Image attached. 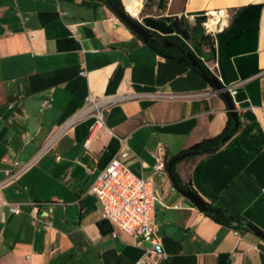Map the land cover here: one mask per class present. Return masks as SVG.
Wrapping results in <instances>:
<instances>
[{"label":"crops","instance_id":"obj_1","mask_svg":"<svg viewBox=\"0 0 264 264\" xmlns=\"http://www.w3.org/2000/svg\"><path fill=\"white\" fill-rule=\"evenodd\" d=\"M158 5L157 17L189 25L226 15L211 35L215 55L202 63L224 88L236 89L239 128L215 153L181 161L175 171L211 208L264 233V0ZM88 95L108 106L94 132L93 116L84 112ZM227 118L224 99L201 75L134 38L103 0H0V181L11 162L40 152L0 189V264L135 263L140 250L100 218L87 193L121 145L128 168L154 181L159 264H264V241L253 231L214 223L167 171L153 177L149 154L159 144L171 158L214 138ZM54 200L64 205L52 209L53 227L36 231L28 203Z\"/></svg>","mask_w":264,"mask_h":264},{"label":"built area","instance_id":"obj_2","mask_svg":"<svg viewBox=\"0 0 264 264\" xmlns=\"http://www.w3.org/2000/svg\"><path fill=\"white\" fill-rule=\"evenodd\" d=\"M225 18L226 15H224ZM206 22H202L201 26L208 35L211 36L217 28L220 29L218 23L214 31H209L206 28ZM199 58L202 61V55ZM83 66L84 64L81 63V68ZM213 66L216 68V63ZM80 74H84V70ZM225 91L233 101L236 89L229 86L225 88ZM85 100L84 112L93 116V124L90 129L94 132L103 127V112L108 106L91 95H88ZM39 154L40 152L23 164L18 161L11 162L8 169L3 171L5 177L0 181V189L17 181L34 165ZM127 157L128 150L124 145H121L119 153L112 157V160L98 172L94 181L88 186L87 193L95 199L99 207L100 218L109 221L117 231L131 237L133 246L140 250L141 254L133 264H159L163 257V247L154 225L156 202L154 181L152 178L139 177L132 172L125 163ZM149 157L153 160V177H156L159 172L164 171V147L159 144L149 154ZM1 205L6 206L12 215L21 214L20 207L15 204L2 202ZM28 205V219L35 230L40 231L53 227V222L49 219L52 209L64 204L54 200L39 204L30 202ZM174 208H178V206H174ZM233 235L238 237L239 233L233 231Z\"/></svg>","mask_w":264,"mask_h":264},{"label":"trees","instance_id":"obj_3","mask_svg":"<svg viewBox=\"0 0 264 264\" xmlns=\"http://www.w3.org/2000/svg\"><path fill=\"white\" fill-rule=\"evenodd\" d=\"M103 4L109 10H111L113 6H115L116 8L120 10H123L120 0H103ZM111 12L114 14L113 10H111ZM204 20H205V17H200V18H196L195 22L202 23V22H205ZM133 36L137 40H140L143 44L147 45L155 53L163 56L166 59H171L181 65L189 67L194 72L201 75L204 79L205 77L212 76V74L209 72L206 66H204L202 61H200L199 59L197 60V62L199 61L200 67L198 68L192 67L189 65V62L185 58L184 55H181L179 52H177L173 48L165 49L161 43V38L157 34H155L156 36L155 40L154 39L142 40L138 36L136 37L134 34ZM225 125L226 126L224 127V129L214 138L203 139L199 143L188 147L186 150L180 152L176 156H171V158L170 157L164 158V170L165 171H166L167 166L170 164L171 160H173L174 158H177V160L171 164L169 171H171V177L173 178L174 183L177 186H179L182 190H185V191L190 190L193 192L192 188L189 185L186 186V185L181 184L177 171H175L176 165L179 162L184 161L186 159H194V158L201 157L203 155H210V154L215 153L217 150H219L224 144H226L229 141L230 137L234 135L239 128L238 122H237V126L233 125V121L230 118V116H228ZM211 209H212V212L201 210V209H199V211L202 214L209 217L216 224H220L230 229H242L244 231L248 230L247 228H245V226H247L248 224L250 225V223L246 222L243 218L235 214H230L225 211H221L219 209L217 210L214 208H211Z\"/></svg>","mask_w":264,"mask_h":264},{"label":"water","instance_id":"obj_4","mask_svg":"<svg viewBox=\"0 0 264 264\" xmlns=\"http://www.w3.org/2000/svg\"><path fill=\"white\" fill-rule=\"evenodd\" d=\"M146 2H147V0H142L143 4H145ZM111 10H113L115 16L118 18V20L122 24H124L136 37L138 36L142 40H152V37L147 32V30H151V31L153 30L163 37H166L167 35L175 33L179 37H181V40H183L184 42L189 41V37L187 35V30L185 29V27H182L181 29H179L177 27V23H178L177 19H175V18L172 19V22H173L172 25H168V24L164 23L162 20H158V19H155L153 17L151 18V17L147 16V17L143 18V20H142L143 24H141L139 22L136 23L133 20V18L124 9L120 10V9L116 8L115 6H113L111 8ZM203 30H204L203 27L200 25L197 28H195L193 32L194 33H197V32L200 33ZM162 42L164 44V48H168L172 45V43L169 42V40L165 39V38L162 40ZM210 51H211V53L201 52L202 62H204V63L209 62L211 60V58L214 57L215 51H213V48H211ZM185 58L188 60L190 66L196 67V68L200 67L199 61L197 62L196 58L191 53H187L185 55ZM205 80L211 85L212 88H214V90L216 92H218L219 95L222 96V98L224 99L225 105H226V109L228 110V116H230V118L232 119L233 125L237 126V114L234 110L233 101H232V98L230 97V95L227 94V92L225 91V88L221 85L220 81L217 80V78L214 75L205 77ZM176 160H177V158H174L173 160H171L170 164L166 168L169 179H170L171 183L173 184V186L175 187V189L181 195H183L186 199L190 200L197 208H199L201 210H206V211L212 212L211 207L204 200H201L194 192H192L190 190H187V191L182 190L179 186H177L174 183L173 178L171 177V171H169V170H170L171 164L174 163ZM245 228L253 231L254 234L262 242L264 241V233L253 228L249 224L247 226H245Z\"/></svg>","mask_w":264,"mask_h":264},{"label":"flooded vegetation","instance_id":"obj_5","mask_svg":"<svg viewBox=\"0 0 264 264\" xmlns=\"http://www.w3.org/2000/svg\"><path fill=\"white\" fill-rule=\"evenodd\" d=\"M156 8H159V5H156ZM144 18V17H143ZM142 18V20H143ZM155 19L158 20H162L164 23L168 24V25H172V19H164V17H154ZM177 27L179 29H181L182 27H185V29L187 30V35L189 37V41L188 42H184L183 40H181V37H179L177 34L173 33L170 35H167L166 37L161 36L160 34H158L155 31H151V30H147V32L151 35L152 39H156L155 34H157L160 38H161V43L164 47V44L162 42V40L168 39L169 42L172 43V45L168 48H173L175 49L177 52H179L181 55H186L187 53H191L196 60H200L199 56L201 55V52L206 51L207 53H211L210 49H211V38L205 35L204 30L200 33H194V29L197 28L198 26H200V23L196 22L194 24V26H190L188 23L185 22H181L177 20ZM143 24V23H141ZM165 48V49H168ZM206 48V49H204Z\"/></svg>","mask_w":264,"mask_h":264},{"label":"bare ground","instance_id":"obj_6","mask_svg":"<svg viewBox=\"0 0 264 264\" xmlns=\"http://www.w3.org/2000/svg\"><path fill=\"white\" fill-rule=\"evenodd\" d=\"M124 1V7H125V10L129 13V15L131 17H136L137 14L139 13L140 11V8L142 6V3L141 1L139 0H123ZM217 13H212L210 18L207 20L206 22V28L209 30V31H214L217 24L220 22L219 19L222 18V23L220 24V26L224 25L225 24V21H224V14L220 13V14H217Z\"/></svg>","mask_w":264,"mask_h":264},{"label":"rangeland","instance_id":"obj_7","mask_svg":"<svg viewBox=\"0 0 264 264\" xmlns=\"http://www.w3.org/2000/svg\"><path fill=\"white\" fill-rule=\"evenodd\" d=\"M121 1V6H122V8L125 10V7H124V1L123 0H120ZM141 1V0H140ZM158 4V0H147V2L145 3V4H143L142 3V6H141V8H140V11H139V13L137 14V16L136 17H132L133 18V20L137 23V22H139V23H142V18L143 17H157L158 15H160L161 14V12H162V10H163V8H162V6H159V8L160 9H158V8H156V5ZM210 17H205V22H206V20L207 19H209ZM184 22V21H183ZM196 22H193L192 23V25H190V26H194V24H195ZM200 25H201V23H200ZM205 35L206 36H208V37H210L211 38V41H212V36H210V35H208L206 32H205ZM204 49H206V48H204ZM203 52H205V51H203ZM205 53H207V52H205Z\"/></svg>","mask_w":264,"mask_h":264}]
</instances>
